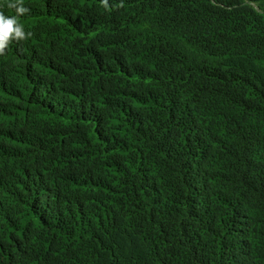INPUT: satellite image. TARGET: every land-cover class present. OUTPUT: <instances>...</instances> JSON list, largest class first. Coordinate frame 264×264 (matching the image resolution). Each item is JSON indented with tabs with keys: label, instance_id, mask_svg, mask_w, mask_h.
Wrapping results in <instances>:
<instances>
[{
	"label": "trees",
	"instance_id": "trees-1",
	"mask_svg": "<svg viewBox=\"0 0 264 264\" xmlns=\"http://www.w3.org/2000/svg\"><path fill=\"white\" fill-rule=\"evenodd\" d=\"M23 6L0 264H264V0Z\"/></svg>",
	"mask_w": 264,
	"mask_h": 264
},
{
	"label": "clouds",
	"instance_id": "clouds-1",
	"mask_svg": "<svg viewBox=\"0 0 264 264\" xmlns=\"http://www.w3.org/2000/svg\"><path fill=\"white\" fill-rule=\"evenodd\" d=\"M105 6H107L108 0H103ZM8 8L15 9L16 15L5 16L3 12H0V55H4L5 49L13 41H23L31 36V33L24 31L23 25L19 22V16L28 12V9L23 6V0H9L7 4ZM123 7V4L120 5Z\"/></svg>",
	"mask_w": 264,
	"mask_h": 264
}]
</instances>
